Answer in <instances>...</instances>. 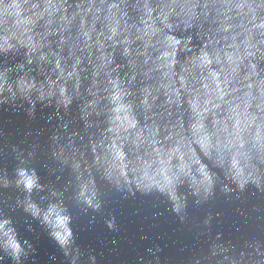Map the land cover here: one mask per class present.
<instances>
[{
    "label": "clouds",
    "instance_id": "1",
    "mask_svg": "<svg viewBox=\"0 0 264 264\" xmlns=\"http://www.w3.org/2000/svg\"><path fill=\"white\" fill-rule=\"evenodd\" d=\"M20 53L0 63V103L26 101L31 114L37 102L58 111L79 102L95 129L86 145L50 137L79 202L100 207L97 177L167 197L181 221L188 192L205 201L264 193V0H0V55ZM15 184L24 210L68 247L61 193L42 208L34 170L18 169ZM0 249L17 264L25 253L9 218H0ZM227 251L214 242L192 264L218 255L219 264H264L258 243Z\"/></svg>",
    "mask_w": 264,
    "mask_h": 264
},
{
    "label": "water",
    "instance_id": "2",
    "mask_svg": "<svg viewBox=\"0 0 264 264\" xmlns=\"http://www.w3.org/2000/svg\"><path fill=\"white\" fill-rule=\"evenodd\" d=\"M21 59L22 53L0 55V63ZM30 108L20 99L0 103V177L10 181L7 187L0 185V218L11 220L25 249L19 264H192L196 257L209 256L214 242L228 250L223 255L251 251L257 243L264 250V193L246 191L237 199L235 194L225 197L217 192L205 201L188 192L181 221L167 197L155 192L133 195L118 191L97 177L100 207L79 202L74 174L53 155L55 146L50 137L59 135L64 143L71 135L77 146L86 145L95 129L85 128L79 102L59 111L54 103L37 102L31 114ZM20 168L34 170L44 186L32 193L40 207L55 199L52 191L61 193L71 216L68 247H62L40 219L24 210L25 192L15 184ZM221 259L218 255L202 259L201 264H219ZM0 264L17 261L0 249Z\"/></svg>",
    "mask_w": 264,
    "mask_h": 264
}]
</instances>
